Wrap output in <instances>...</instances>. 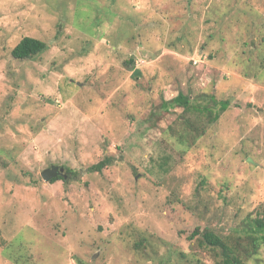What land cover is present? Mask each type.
Returning a JSON list of instances; mask_svg holds the SVG:
<instances>
[{
  "label": "rangeland",
  "instance_id": "374dc122",
  "mask_svg": "<svg viewBox=\"0 0 264 264\" xmlns=\"http://www.w3.org/2000/svg\"><path fill=\"white\" fill-rule=\"evenodd\" d=\"M258 218L264 0H0V264H264Z\"/></svg>",
  "mask_w": 264,
  "mask_h": 264
},
{
  "label": "trees",
  "instance_id": "16d2710c",
  "mask_svg": "<svg viewBox=\"0 0 264 264\" xmlns=\"http://www.w3.org/2000/svg\"><path fill=\"white\" fill-rule=\"evenodd\" d=\"M47 45L41 40L32 38V37H24L12 50L11 54L13 58L21 61H26L34 58L38 54L42 53L46 49ZM170 105H177L184 108H189L191 101L188 96L183 94H179L177 97L172 99ZM228 106V103H222L220 111H225ZM217 118V116H216ZM110 162L107 160L101 161L91 167L88 168L89 172H102ZM63 179L67 181L63 177L55 178L51 180V182H56L57 180ZM251 233L248 235V245L251 250L248 251V255H252L257 253L260 244L264 243V219H254L251 223ZM196 232L193 234V236ZM205 242L213 247L221 248L225 260L223 264H242V259L239 255V249L236 247H232L226 241H223L218 235L213 232H205L203 234Z\"/></svg>",
  "mask_w": 264,
  "mask_h": 264
},
{
  "label": "water",
  "instance_id": "95a60500",
  "mask_svg": "<svg viewBox=\"0 0 264 264\" xmlns=\"http://www.w3.org/2000/svg\"><path fill=\"white\" fill-rule=\"evenodd\" d=\"M248 162L251 163V160L249 159ZM41 176L46 182H50L51 180L59 177H63L64 179L67 178L64 167H52L51 169L43 171Z\"/></svg>",
  "mask_w": 264,
  "mask_h": 264
}]
</instances>
